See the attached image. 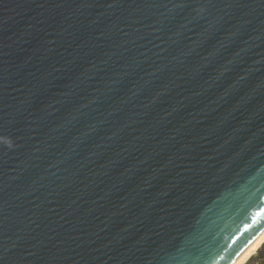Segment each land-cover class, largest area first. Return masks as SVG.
Listing matches in <instances>:
<instances>
[{
	"label": "water",
	"instance_id": "obj_1",
	"mask_svg": "<svg viewBox=\"0 0 264 264\" xmlns=\"http://www.w3.org/2000/svg\"><path fill=\"white\" fill-rule=\"evenodd\" d=\"M264 229V0H0V264H231Z\"/></svg>",
	"mask_w": 264,
	"mask_h": 264
},
{
	"label": "bare ground",
	"instance_id": "obj_2",
	"mask_svg": "<svg viewBox=\"0 0 264 264\" xmlns=\"http://www.w3.org/2000/svg\"><path fill=\"white\" fill-rule=\"evenodd\" d=\"M264 242V229L254 238L245 250L231 263L244 264L258 250Z\"/></svg>",
	"mask_w": 264,
	"mask_h": 264
},
{
	"label": "rangeland",
	"instance_id": "obj_3",
	"mask_svg": "<svg viewBox=\"0 0 264 264\" xmlns=\"http://www.w3.org/2000/svg\"><path fill=\"white\" fill-rule=\"evenodd\" d=\"M263 244H264V242H263ZM260 247L258 248V250L260 249ZM258 250L244 264H264V248L262 249V252H261L262 255H260V256H256Z\"/></svg>",
	"mask_w": 264,
	"mask_h": 264
},
{
	"label": "trees",
	"instance_id": "obj_4",
	"mask_svg": "<svg viewBox=\"0 0 264 264\" xmlns=\"http://www.w3.org/2000/svg\"><path fill=\"white\" fill-rule=\"evenodd\" d=\"M264 248V244L260 247V249L258 250V252H257V255L256 256H260V255H262V249Z\"/></svg>",
	"mask_w": 264,
	"mask_h": 264
}]
</instances>
